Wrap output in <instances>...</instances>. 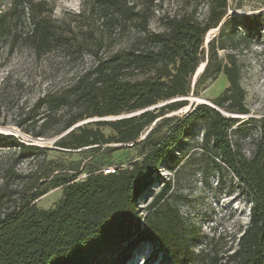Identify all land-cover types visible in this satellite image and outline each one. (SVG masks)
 <instances>
[{"label": "trees", "instance_id": "obj_1", "mask_svg": "<svg viewBox=\"0 0 264 264\" xmlns=\"http://www.w3.org/2000/svg\"><path fill=\"white\" fill-rule=\"evenodd\" d=\"M207 1L209 11L204 20L196 17V11L167 13L160 18V32L150 29L153 0L93 1L90 12L99 13L106 31L133 32L128 46L108 57L96 53L95 66L76 80L67 95L42 99L40 105L49 112L74 105L91 110L89 115L84 111L73 115L65 130L86 117L144 111L131 117L89 122L70 130L55 143L63 151L134 144L141 148L142 158L117 174L104 175L100 171L80 182L76 181V174L60 171L45 181L48 187L44 190L36 189L29 197L19 198L12 209L0 213V264H127L144 243L166 250L176 264H185L190 252L189 235L178 212L166 203L170 183H163L144 218L138 217L136 203L153 186L165 162L198 127L203 130V151L210 154L219 171L225 167L233 174L251 207L250 222L232 253L221 257L209 250L197 257L201 264H264V117L259 121L250 118L235 127L239 119L216 108L249 114L235 57L228 55L224 64L219 56L224 45L217 46L216 37L209 43L208 54L204 48L207 33L217 28L226 15L228 0ZM33 4V0H12L9 11L0 14V40L33 11ZM27 39L38 56L57 46H73L72 39L57 35L55 27L46 20L37 22ZM78 46L82 47L79 40ZM206 58L201 79H216L223 73L229 82V87L213 102L215 107L197 105L178 119L165 136L154 137L160 124L138 141L161 117L188 105V101L177 99L190 95L194 76ZM161 102L168 104L149 110ZM250 125L258 127L259 134L252 156L247 158L233 143L232 132L239 133ZM103 128H110L116 135L106 136ZM40 136L41 133L34 135ZM1 144L18 149L21 158H29L38 150L18 137L0 133ZM58 188L63 189V197L55 209L36 206V200Z\"/></svg>", "mask_w": 264, "mask_h": 264}, {"label": "rangeland", "instance_id": "obj_2", "mask_svg": "<svg viewBox=\"0 0 264 264\" xmlns=\"http://www.w3.org/2000/svg\"><path fill=\"white\" fill-rule=\"evenodd\" d=\"M33 1V11L28 12L30 14L0 40V133L18 137L27 145L37 146L38 150L29 158H21L18 149L0 145V194L4 197L0 200L1 214L12 209L19 198L29 197L36 189L47 188L48 182L45 181L60 171L76 174V181L80 182L89 174L114 165L128 169L142 158L141 148L134 144L75 151H63L55 146L70 130L89 122L116 120L144 112H124L104 118L86 117L65 130L73 115L80 111L89 115L91 110L78 109L74 105L49 112L40 105L42 99L67 95L76 80L95 66L96 53L108 57L126 48L133 32L114 34L106 31L99 13L90 12L94 0ZM153 1L150 29L154 32L163 30L160 18L167 13L196 11V17L204 20L209 11L207 0ZM11 6L12 0H0V14L9 11ZM249 17L251 19L247 20ZM42 20L53 25L57 35L72 39L73 46H57L51 52L38 56L27 38L33 33L35 24ZM215 37L217 46L224 45V49L219 51L224 64L227 56L233 55L240 67L241 86L246 92L245 106L249 114L216 108L226 116L239 119L235 127L250 118L259 121L264 117V0H228L226 15L219 26L205 37L207 54L209 43ZM206 65L207 58L197 73ZM197 73L190 95L177 99L188 101V105L161 117V121L146 129L138 141L144 140L160 124L154 137L165 136L178 119L202 102L215 107L213 102L229 87L227 77L221 73L216 79H201L202 73ZM168 103L161 102L149 110ZM103 132L106 136L116 135L110 128H103ZM37 133L42 136L34 137ZM258 134V127L250 125L239 133L233 131L232 140L242 154L250 158ZM202 144V128L193 129L185 143L161 167L153 186L136 203L138 217L144 218L163 183H170L166 203L178 212L189 235L190 252L185 264H201L197 255L203 251L214 250L221 257L232 253L237 248L238 237L250 222L251 202L242 196L238 181L228 169L224 167L219 171L213 165L212 157L203 151ZM115 147L120 148L111 153ZM62 197V188L53 189L35 204L39 209L53 210ZM127 264H176V260L166 250L159 251L152 244L144 243L132 253Z\"/></svg>", "mask_w": 264, "mask_h": 264}, {"label": "built area", "instance_id": "obj_3", "mask_svg": "<svg viewBox=\"0 0 264 264\" xmlns=\"http://www.w3.org/2000/svg\"><path fill=\"white\" fill-rule=\"evenodd\" d=\"M123 168L120 166H112L109 169H106L103 171L104 175H113V174H117L118 172H120Z\"/></svg>", "mask_w": 264, "mask_h": 264}, {"label": "water", "instance_id": "obj_4", "mask_svg": "<svg viewBox=\"0 0 264 264\" xmlns=\"http://www.w3.org/2000/svg\"><path fill=\"white\" fill-rule=\"evenodd\" d=\"M204 70H205V67H203V68H202L197 74L199 75V74L203 73ZM201 104L209 105V104L206 103V102H202ZM209 106H212V105H209ZM212 107H213V106H212Z\"/></svg>", "mask_w": 264, "mask_h": 264}]
</instances>
